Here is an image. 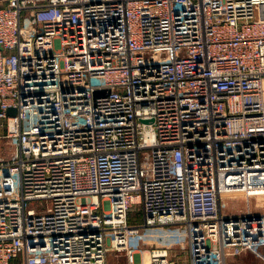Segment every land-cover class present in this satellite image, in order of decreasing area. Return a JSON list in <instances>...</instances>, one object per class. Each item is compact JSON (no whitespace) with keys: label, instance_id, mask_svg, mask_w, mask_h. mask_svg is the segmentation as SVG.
<instances>
[{"label":"built area","instance_id":"2783aa9c","mask_svg":"<svg viewBox=\"0 0 264 264\" xmlns=\"http://www.w3.org/2000/svg\"><path fill=\"white\" fill-rule=\"evenodd\" d=\"M0 119V264L264 259V0H0Z\"/></svg>","mask_w":264,"mask_h":264},{"label":"rangeland","instance_id":"374dc122","mask_svg":"<svg viewBox=\"0 0 264 264\" xmlns=\"http://www.w3.org/2000/svg\"><path fill=\"white\" fill-rule=\"evenodd\" d=\"M228 198H231V197H228ZM237 199H240V198H237ZM257 200L259 201V205H263L261 207V211H264V194L257 195L256 197H253L252 204H255V202ZM228 201H230V199ZM246 201L248 202V200L246 199V200H244L243 204H241V201L238 202V200H237L239 207L235 206V208H234V207H231L229 205L227 210L228 211H231V209H236L237 211L242 210L243 208H245V202ZM32 206H34L33 203H32ZM141 215L142 214H141V211H140V205L138 203H135L132 206L131 210H130V220H131V222H140L142 220V216ZM175 227L178 228L179 231H184V225H180L179 224V225L174 226V228ZM171 230H173V226H171ZM171 230H168V231L172 232ZM143 247H144V250H146L145 252L149 253L148 250L151 249V245L150 244H145ZM174 248H175L174 251L178 250L177 245H175ZM250 257L252 258V261H251L252 264H264V259L261 258L258 255L250 254ZM236 258H238V257L237 256L236 257H232L231 259H236ZM230 263L233 264V261L231 260ZM19 264H22V263L19 262ZM107 264H129V261H128V257L126 255L125 251L113 250V251L108 253Z\"/></svg>","mask_w":264,"mask_h":264},{"label":"crops","instance_id":"0c3cea01","mask_svg":"<svg viewBox=\"0 0 264 264\" xmlns=\"http://www.w3.org/2000/svg\"><path fill=\"white\" fill-rule=\"evenodd\" d=\"M6 131H7V126H6V121L3 119H0V155L6 154L8 151V143H7V139H6ZM255 196H246L245 194L242 195H238V196H234L231 198H226V202H227V208L230 205L231 207L238 206V202L241 201V204H243L244 200H248V202H245V208H243L242 210L237 211L236 209H231V211L233 212H249V211H257L259 209H261V207L263 205H259V201L257 200L255 202V204H252V199ZM240 198V199H237ZM230 199V201H228ZM238 200V202H237ZM239 207V206H238ZM261 252L264 254V247L261 249ZM255 254L252 251L246 250L243 251L240 255H238L236 259H231L232 257H230L228 259L227 264H231V260L233 261V264H252V258L250 257V254ZM262 258V257H261ZM20 261V259H17L16 261L13 262V264H18Z\"/></svg>","mask_w":264,"mask_h":264},{"label":"bare ground","instance_id":"6f19581e","mask_svg":"<svg viewBox=\"0 0 264 264\" xmlns=\"http://www.w3.org/2000/svg\"><path fill=\"white\" fill-rule=\"evenodd\" d=\"M238 195H242V194H234L232 197L234 196H238ZM247 196V195H246ZM249 196V195H248ZM145 260H149V253H145Z\"/></svg>","mask_w":264,"mask_h":264},{"label":"water","instance_id":"95a60500","mask_svg":"<svg viewBox=\"0 0 264 264\" xmlns=\"http://www.w3.org/2000/svg\"><path fill=\"white\" fill-rule=\"evenodd\" d=\"M98 92V91H97ZM16 109L14 107L8 108V113L13 114L15 113Z\"/></svg>","mask_w":264,"mask_h":264},{"label":"trees","instance_id":"16d2710c","mask_svg":"<svg viewBox=\"0 0 264 264\" xmlns=\"http://www.w3.org/2000/svg\"><path fill=\"white\" fill-rule=\"evenodd\" d=\"M129 220H130V216H129ZM130 222H131V220H130ZM132 223H134V222H132Z\"/></svg>","mask_w":264,"mask_h":264}]
</instances>
